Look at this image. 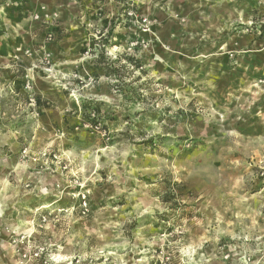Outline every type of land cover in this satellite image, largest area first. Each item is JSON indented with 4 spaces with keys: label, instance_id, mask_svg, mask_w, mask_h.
<instances>
[{
    "label": "rangeland",
    "instance_id": "obj_1",
    "mask_svg": "<svg viewBox=\"0 0 264 264\" xmlns=\"http://www.w3.org/2000/svg\"><path fill=\"white\" fill-rule=\"evenodd\" d=\"M263 18L0 0V241L47 264H264ZM116 56L141 65L123 84Z\"/></svg>",
    "mask_w": 264,
    "mask_h": 264
},
{
    "label": "trees",
    "instance_id": "obj_2",
    "mask_svg": "<svg viewBox=\"0 0 264 264\" xmlns=\"http://www.w3.org/2000/svg\"><path fill=\"white\" fill-rule=\"evenodd\" d=\"M258 31L261 36L264 35V18L258 24ZM103 59L107 60V64H108V67H104V73L108 76L115 78L120 84L125 83V76L129 74V72H131V70H129V66L132 68L141 67V65L139 64V61L136 60L132 56H126L125 58V61L129 63V66L121 62V56H116L113 59L104 57ZM21 77H22V74H21ZM21 85H22V82L19 79L14 81L15 90L19 91V89L21 88ZM166 201L168 202V200ZM174 207L175 206L173 205L171 206V208H174Z\"/></svg>",
    "mask_w": 264,
    "mask_h": 264
},
{
    "label": "crops",
    "instance_id": "obj_3",
    "mask_svg": "<svg viewBox=\"0 0 264 264\" xmlns=\"http://www.w3.org/2000/svg\"><path fill=\"white\" fill-rule=\"evenodd\" d=\"M4 221V218H2V214H0V227ZM3 234V232H2ZM10 248L12 247L11 244L8 243ZM8 246H6L3 241H0V264H19L18 256L15 255L14 252H12V248L10 249ZM30 264H39L36 262L30 263Z\"/></svg>",
    "mask_w": 264,
    "mask_h": 264
},
{
    "label": "built area",
    "instance_id": "obj_4",
    "mask_svg": "<svg viewBox=\"0 0 264 264\" xmlns=\"http://www.w3.org/2000/svg\"><path fill=\"white\" fill-rule=\"evenodd\" d=\"M20 259H19V264H24L29 261H39L42 262V264H47V258H45L44 253H43V248H34L31 252L27 253H22L19 254Z\"/></svg>",
    "mask_w": 264,
    "mask_h": 264
}]
</instances>
